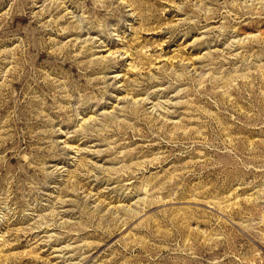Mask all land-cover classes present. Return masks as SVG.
Returning <instances> with one entry per match:
<instances>
[{"label": "rangeland", "instance_id": "1", "mask_svg": "<svg viewBox=\"0 0 264 264\" xmlns=\"http://www.w3.org/2000/svg\"><path fill=\"white\" fill-rule=\"evenodd\" d=\"M0 264H264V0H0Z\"/></svg>", "mask_w": 264, "mask_h": 264}]
</instances>
